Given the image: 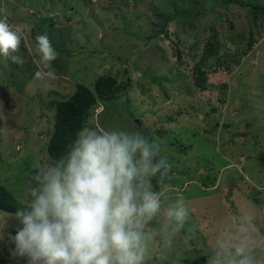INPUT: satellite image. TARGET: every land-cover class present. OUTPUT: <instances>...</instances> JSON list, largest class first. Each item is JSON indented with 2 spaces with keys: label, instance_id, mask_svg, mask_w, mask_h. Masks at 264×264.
<instances>
[{
  "label": "rangeland",
  "instance_id": "374dc122",
  "mask_svg": "<svg viewBox=\"0 0 264 264\" xmlns=\"http://www.w3.org/2000/svg\"><path fill=\"white\" fill-rule=\"evenodd\" d=\"M161 1L0 0V18L6 16L23 33L18 52L23 63L0 57V183L20 208L28 206L29 190L44 166L53 122L51 109L43 110L37 102H48L69 88L73 91L75 82L91 87L109 70L119 83L129 78L128 89L118 106L117 102L107 108L100 105L92 111L89 124L138 130L158 143L160 155L171 165L165 179L169 202L182 196L189 209L185 231L191 229L192 238L185 241L183 233L177 234L167 255L154 247L150 264H172L176 256L190 260L204 255L208 261L214 241L229 230L238 232L241 222L251 220L259 229H252L256 240L264 244V163L260 161L264 157V15L255 20L245 7L220 3L197 15L204 2L169 0L164 13L184 15L166 27L177 47H149L143 32L135 36L134 31L152 18L151 3ZM136 7L143 17L124 36L127 16L136 13ZM82 32L91 50L69 55L67 51L83 44ZM44 34L58 53L52 62L55 80L35 77L41 66L35 37ZM161 55L169 63L159 60ZM216 57L223 65L228 62L230 70L217 67ZM201 60L205 67L198 85L194 71ZM128 66L135 73L127 75ZM13 218L14 214L0 211V227L7 221L5 231L14 234ZM162 222L166 223L158 218L151 227ZM11 247L0 241V264H25L10 255Z\"/></svg>",
  "mask_w": 264,
  "mask_h": 264
},
{
  "label": "clouds",
  "instance_id": "9594fccd",
  "mask_svg": "<svg viewBox=\"0 0 264 264\" xmlns=\"http://www.w3.org/2000/svg\"><path fill=\"white\" fill-rule=\"evenodd\" d=\"M22 39L20 29L0 18V57L23 63ZM35 40L41 60L35 77L57 79L52 62L58 53L48 35ZM160 153L138 130L81 128L58 158L44 157L28 206L14 214V234L5 231V221L0 241L25 264H150L157 246L171 254L177 234L192 238L191 229L185 231L190 214L182 196L169 202L171 165ZM158 218L166 223L151 227ZM250 224L219 236L207 264H264V244L252 231L259 229ZM181 261L176 256L172 264Z\"/></svg>",
  "mask_w": 264,
  "mask_h": 264
},
{
  "label": "trees",
  "instance_id": "16d2710c",
  "mask_svg": "<svg viewBox=\"0 0 264 264\" xmlns=\"http://www.w3.org/2000/svg\"><path fill=\"white\" fill-rule=\"evenodd\" d=\"M139 1V0H138ZM172 1V0H171ZM191 5H195L196 3L202 4L205 3V6H201V8L197 11V15H205L213 11L215 5L220 3L223 5L228 4H235L242 7H245L250 14L253 16V19L257 18V16L264 15V3L260 0H186ZM185 0L183 2L186 3ZM169 0H163L159 3H151L154 6V11H152V18L137 27L134 31V35H139L140 32H143L146 42H148L147 46H153L155 44L159 45L160 47H165L167 44H171L173 48L177 47V42L173 41L172 38L168 36L166 33V27L168 23L173 20H178L184 18V15H179L177 12L173 13H164V9L168 6ZM216 2H218L216 4ZM136 3V2H135ZM138 4V3H136ZM174 4V3H172ZM176 5V4H175ZM218 5V6H220ZM137 6V5H136ZM138 7H136L137 9ZM167 10V9H166ZM91 14L94 13L93 10L90 11ZM141 13V12H140ZM139 10L137 9L136 13L133 15L127 16L128 24L124 27L123 34L124 36L128 35L127 32L130 26H133L138 23V20H141L143 14L140 15ZM133 16V17H131ZM131 17V18H130ZM100 28H102L101 24H99ZM113 30L115 29L112 28ZM81 42L82 45H76L74 49L71 51H67L69 55L74 56L76 53L81 54L84 50H91L92 46L87 41V35L84 36V32L81 33ZM215 35V32H214ZM128 37V36H127ZM90 38V36H89ZM214 39V36H213ZM155 40V42L152 41ZM106 41L110 44V38H106ZM212 41L208 44V53H211V46ZM146 46V47H147ZM112 47V46H111ZM119 49L121 47L119 46ZM122 50V49H121ZM107 51V50H106ZM94 52V50L92 51ZM108 53L112 54V50H108ZM191 52V50H190ZM215 53V52H214ZM178 54V50H177ZM209 55V54H208ZM166 55L157 56L160 60L161 58L165 60ZM177 59H179V55H175ZM117 60L120 62L119 58L116 57ZM205 60V58H203ZM203 60L195 68L194 73H197L196 83H200V77L204 74L203 72ZM167 63L168 60H165ZM101 63H104L103 61ZM121 64L124 63V60L120 62ZM207 64V63H206ZM214 64L219 67L223 65L219 62L218 57H216V62ZM160 65L166 69V67L160 63ZM225 68L229 71L230 65L227 62L224 64ZM209 71L210 69L207 68ZM107 72H103L100 74L95 81L93 82L91 87H87L83 84L75 82L74 89L69 88V91L65 92V94L59 93L56 94L51 100L49 99L48 102L39 101L37 102L40 104V107L43 110L47 108L51 109V114L53 116V122L49 131V139L45 144V155L51 156L53 158H58L62 152L66 150V146L71 143V141L75 138L76 133L83 127L93 128L91 124H89V120H92V111L103 105V107L107 108L109 105H113L117 102V106L119 103V99L125 93L124 91L128 89L130 79L126 80V83H119L117 78L110 74L109 70ZM95 74V71H93ZM125 73H135L131 66L126 67ZM59 74V73H58ZM144 75L151 76L150 74H140L141 77ZM97 76V73L95 77ZM159 76V75H158ZM157 76V77H158ZM152 81V80H150ZM69 82V81H68ZM153 82V81H152ZM203 83L204 80L202 81ZM71 84V86H73ZM69 87V85H67ZM202 89L203 87H199ZM32 97H26V99H31ZM37 101L40 97L34 98ZM25 137V136H24ZM260 161L264 163V157H260ZM30 201V200H27ZM17 209H20L18 205V200H16L8 191L7 189L0 183V211L9 214H15ZM262 231V230H261ZM263 232V231H262ZM181 264H207V257L204 255H199L190 260H182Z\"/></svg>",
  "mask_w": 264,
  "mask_h": 264
},
{
  "label": "water",
  "instance_id": "95a60500",
  "mask_svg": "<svg viewBox=\"0 0 264 264\" xmlns=\"http://www.w3.org/2000/svg\"><path fill=\"white\" fill-rule=\"evenodd\" d=\"M231 190H232V186H231V188L228 190V193H227L228 198H230V196H231Z\"/></svg>",
  "mask_w": 264,
  "mask_h": 264
}]
</instances>
